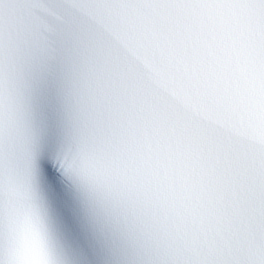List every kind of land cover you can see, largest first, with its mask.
<instances>
[{"label": "snow or ice", "instance_id": "snow-or-ice-1", "mask_svg": "<svg viewBox=\"0 0 264 264\" xmlns=\"http://www.w3.org/2000/svg\"><path fill=\"white\" fill-rule=\"evenodd\" d=\"M0 264H264V0H0Z\"/></svg>", "mask_w": 264, "mask_h": 264}]
</instances>
